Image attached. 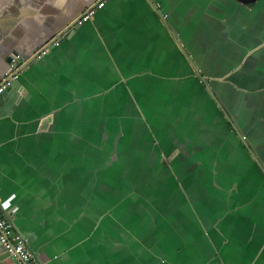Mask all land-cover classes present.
<instances>
[{
	"label": "crops",
	"instance_id": "0c3cea01",
	"mask_svg": "<svg viewBox=\"0 0 264 264\" xmlns=\"http://www.w3.org/2000/svg\"><path fill=\"white\" fill-rule=\"evenodd\" d=\"M97 1L0 0L9 221L43 264H264V0H107L72 28ZM125 100L141 122L113 127Z\"/></svg>",
	"mask_w": 264,
	"mask_h": 264
},
{
	"label": "built area",
	"instance_id": "2783aa9c",
	"mask_svg": "<svg viewBox=\"0 0 264 264\" xmlns=\"http://www.w3.org/2000/svg\"><path fill=\"white\" fill-rule=\"evenodd\" d=\"M107 5V0H98L97 3L87 9L78 19L76 25L83 26L91 21L96 14ZM157 9L161 6L156 3ZM48 49L43 51L46 55ZM22 63L19 59H13L11 69L7 72L0 83V97L11 89L12 84L20 79ZM0 246L4 248L9 256L16 260V264H43L37 255L30 249L28 240L18 233L13 224L6 218L0 208Z\"/></svg>",
	"mask_w": 264,
	"mask_h": 264
},
{
	"label": "rangeland",
	"instance_id": "374dc122",
	"mask_svg": "<svg viewBox=\"0 0 264 264\" xmlns=\"http://www.w3.org/2000/svg\"><path fill=\"white\" fill-rule=\"evenodd\" d=\"M155 85L158 88H161V86H162L159 82L158 83H155ZM159 101L162 103V105H165V100L164 99H161ZM127 102L128 101L125 100L124 103H120V105L115 109V112L108 116L109 118H112V117H115V118L116 117H120V118H117V119L114 120L113 125H112L113 127H115L116 125H118L119 123H121V121H122L121 120V116H123L126 119L125 122H124V124L127 125L129 128H131L133 124L140 123L141 122L140 120L135 119L134 118V115L133 116H132V114L129 115V111L132 112L133 108L131 106H129V105H126ZM142 102H143V99H141V103ZM141 106L144 107L143 104H141ZM122 111H125L126 116H124V114L121 115V112ZM144 113L145 114H143L142 109H141L142 119L145 121V123H146L147 126H150L151 125L153 128H156V129L161 128V126L163 124L162 122L161 123H154V120H151L150 119V114L148 113V111L145 110ZM135 139H136L135 135H131L130 138L129 137H127V138L124 137V139L122 140V143L125 144L127 142L128 143L129 142H133V141H135ZM136 141H137V139H136ZM139 144H140V142L138 141V146L136 147V152L134 153L136 156H139V155L142 156L144 154L143 150L142 149H139ZM122 153L123 154H126V155L129 154V152H122ZM158 157H159L158 159L161 160V161L148 162V163L141 162L139 164H144V165L145 164H148V165H150L152 167L154 173L157 174V175H159L160 173L164 172L167 169L168 170L171 169L170 166L171 167L172 166L173 167L176 166L175 164H173V162L167 161V159L165 158V156H162V159H161V156H158ZM140 159L143 160L142 157ZM110 164H111V162H110ZM125 164L127 165V169H129V166H131V164L128 163V162H126ZM125 170H126V168H125ZM162 180H163V178L161 179V181Z\"/></svg>",
	"mask_w": 264,
	"mask_h": 264
},
{
	"label": "water",
	"instance_id": "95a60500",
	"mask_svg": "<svg viewBox=\"0 0 264 264\" xmlns=\"http://www.w3.org/2000/svg\"><path fill=\"white\" fill-rule=\"evenodd\" d=\"M239 1H241V2H243V3H245L246 5H249V6H251V5H254L256 2H258V0H251V1H246V0H239ZM76 26L77 25H74L72 28H76ZM61 40H64V37H61L60 39H59V41H61ZM58 41V42H59ZM16 54L17 53H15L14 55H13V57L14 56H16ZM12 57V58H13ZM13 59H11L10 61H12ZM20 86H21V83H20V79L18 80V81H16V82H14L13 84H12V87H11V89L10 90H8V91H11L12 89H19L20 88ZM47 122L48 123H50V122H52V117L50 116V117H48L47 118ZM0 208H1V211L4 213V215L6 216V218L8 219V220H10V215H11V213H7V211H6V209L2 206V205H0ZM14 226V225H13ZM14 228H15V226H14ZM16 230V229H15ZM17 231V230H16ZM18 232V231H17ZM19 233V232H18ZM21 234V233H20ZM22 235V234H21ZM23 236V235H22ZM24 237V236H23ZM25 238V237H24ZM25 239H27V238H25ZM28 240V239H27ZM28 244H29V241H28Z\"/></svg>",
	"mask_w": 264,
	"mask_h": 264
}]
</instances>
